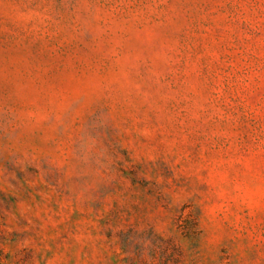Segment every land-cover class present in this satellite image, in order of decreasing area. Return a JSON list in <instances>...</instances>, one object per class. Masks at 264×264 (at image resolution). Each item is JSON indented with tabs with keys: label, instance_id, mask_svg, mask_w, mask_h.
<instances>
[{
	"label": "rangeland",
	"instance_id": "1",
	"mask_svg": "<svg viewBox=\"0 0 264 264\" xmlns=\"http://www.w3.org/2000/svg\"><path fill=\"white\" fill-rule=\"evenodd\" d=\"M0 264H264V0H0Z\"/></svg>",
	"mask_w": 264,
	"mask_h": 264
}]
</instances>
